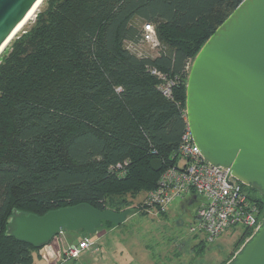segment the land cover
Returning a JSON list of instances; mask_svg holds the SVG:
<instances>
[{"label": "trees", "instance_id": "1", "mask_svg": "<svg viewBox=\"0 0 264 264\" xmlns=\"http://www.w3.org/2000/svg\"><path fill=\"white\" fill-rule=\"evenodd\" d=\"M243 1L44 0L0 63V264L45 258V248L6 236L14 209L43 216L86 203L121 213L127 197L157 188L150 165L176 164L191 65ZM136 21L154 26L157 56L126 47L143 40ZM153 70L174 81L171 98ZM243 187L264 215V194Z\"/></svg>", "mask_w": 264, "mask_h": 264}, {"label": "water", "instance_id": "2", "mask_svg": "<svg viewBox=\"0 0 264 264\" xmlns=\"http://www.w3.org/2000/svg\"><path fill=\"white\" fill-rule=\"evenodd\" d=\"M39 0H0V45ZM186 116L193 141L214 167L264 194V0H244L216 29L194 59L188 77ZM151 169L159 173L161 160ZM131 210L118 213L81 203L43 216L14 209L6 236L52 250L61 232L92 237L103 222L120 226ZM228 264H264V221Z\"/></svg>", "mask_w": 264, "mask_h": 264}, {"label": "rangeland", "instance_id": "3", "mask_svg": "<svg viewBox=\"0 0 264 264\" xmlns=\"http://www.w3.org/2000/svg\"><path fill=\"white\" fill-rule=\"evenodd\" d=\"M45 7L46 2L43 1L15 40L34 25L37 14ZM135 25L142 31L146 23L136 21ZM126 47L138 56L155 57L158 54L143 41L139 44L126 43ZM3 56L0 57V63ZM147 195L142 193L136 198L127 197L130 203L127 209L131 210V214L126 222L120 226L103 223L99 234L92 237L94 246L89 251L77 260L61 264H228L244 245L242 236L246 228L243 226L228 229L214 244H207L202 234L190 232V227L196 221L197 208L204 200L201 196L192 205L181 199L176 200L164 218L144 208ZM64 235L62 241L65 239L66 244H71L70 239L78 234L65 231ZM59 238L60 234L52 240L51 245L58 246L56 253L60 255L63 246ZM38 254L36 251L34 264H43V258L38 257ZM45 261L48 262V257Z\"/></svg>", "mask_w": 264, "mask_h": 264}, {"label": "built area", "instance_id": "4", "mask_svg": "<svg viewBox=\"0 0 264 264\" xmlns=\"http://www.w3.org/2000/svg\"><path fill=\"white\" fill-rule=\"evenodd\" d=\"M142 41L153 50L159 52L161 49L153 25L144 26ZM152 74L163 81L160 86L163 96L171 98L174 81L156 70ZM175 158V165L160 171L157 188L149 192L145 199V209L162 215L178 199L192 205L201 196L204 200L197 208L196 221L190 227V232L202 234L207 244H214L228 229L235 226L245 227L252 231V235L258 230L264 221V215L259 212L257 204L250 200L244 185L231 174L229 181L233 186L228 185L226 179L230 173L229 168L214 167L205 161L193 141L188 123ZM122 167L121 164L117 165L118 169ZM60 235L63 236L64 232ZM92 237L65 244L62 256L48 254V264L68 263L79 259L94 246Z\"/></svg>", "mask_w": 264, "mask_h": 264}, {"label": "bare ground", "instance_id": "5", "mask_svg": "<svg viewBox=\"0 0 264 264\" xmlns=\"http://www.w3.org/2000/svg\"><path fill=\"white\" fill-rule=\"evenodd\" d=\"M44 0H39V2L36 4V6L33 8V10L28 14L26 19L16 28V30L0 45V56L3 53V51L8 47V45L13 41V39L16 37V35L20 32L22 27L28 22L30 17L38 10L39 7H41Z\"/></svg>", "mask_w": 264, "mask_h": 264}, {"label": "crops", "instance_id": "6", "mask_svg": "<svg viewBox=\"0 0 264 264\" xmlns=\"http://www.w3.org/2000/svg\"><path fill=\"white\" fill-rule=\"evenodd\" d=\"M169 212V211H168ZM168 212L165 214L166 215V217L168 216ZM78 235L77 236H75L74 238H71L70 239V241H72V243L71 244H73V243H75L77 240H79V238H81V236H82V234H80V233H77ZM99 234V233H98ZM65 237V235L64 236H61V238H59V242H61L60 244H62V253L59 255L58 253H56V249H57V245L56 244H53L52 245V250H50L49 252H46L45 250H44V252L46 253L45 254V258L46 257H48V254H50V253H52V254H55V255H58V256H62V254H63V252H64V248H65V244H66V242H65V239L62 241V239ZM63 242V243H62ZM45 258H44V260H42L43 261V264H48V262H46L45 261Z\"/></svg>", "mask_w": 264, "mask_h": 264}]
</instances>
